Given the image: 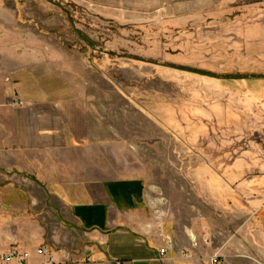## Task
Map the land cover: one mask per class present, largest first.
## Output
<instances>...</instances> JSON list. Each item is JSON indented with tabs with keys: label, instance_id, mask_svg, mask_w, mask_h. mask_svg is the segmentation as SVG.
<instances>
[{
	"label": "crops",
	"instance_id": "1",
	"mask_svg": "<svg viewBox=\"0 0 264 264\" xmlns=\"http://www.w3.org/2000/svg\"><path fill=\"white\" fill-rule=\"evenodd\" d=\"M46 8L0 0V252L13 245L29 251L26 264H50V254L57 264H206L215 253L236 254L235 236L221 233L217 223L208 239L213 222L207 218L200 231L160 220L141 177L113 176L112 167L139 165L149 150L145 142L153 140L148 132L163 128L125 102L98 65L84 61L108 51L86 56L61 42L53 47L47 16L34 12ZM245 155L213 168L207 184L217 195L230 188L245 197L216 209L233 208L248 224L264 208V161ZM168 242L173 247L160 255Z\"/></svg>",
	"mask_w": 264,
	"mask_h": 264
},
{
	"label": "rangeland",
	"instance_id": "2",
	"mask_svg": "<svg viewBox=\"0 0 264 264\" xmlns=\"http://www.w3.org/2000/svg\"><path fill=\"white\" fill-rule=\"evenodd\" d=\"M164 1L33 4L47 6L34 12L47 16L53 47L61 42V48H78L86 56L108 51L92 52L84 61L98 65L127 96L125 102L163 128L147 131L153 140L145 142L149 150L139 165L112 167L113 176L125 171L127 177H141L148 207L160 220L176 219L181 227L200 231L207 218L213 222L208 239L217 224L221 233L233 234L236 254L215 253L205 257L206 264H264V208L246 224L239 211L216 209V203L238 206L246 198L230 188L217 195L207 184L220 163L245 154L264 161V0ZM120 16L124 21L109 18ZM74 61L79 65L82 58ZM221 213L225 219H217Z\"/></svg>",
	"mask_w": 264,
	"mask_h": 264
},
{
	"label": "built area",
	"instance_id": "3",
	"mask_svg": "<svg viewBox=\"0 0 264 264\" xmlns=\"http://www.w3.org/2000/svg\"><path fill=\"white\" fill-rule=\"evenodd\" d=\"M16 105H22V103L19 101L18 103H16ZM166 245H167L166 247H163L159 250L160 255H164L167 250L173 247L172 242L171 243L169 242ZM36 252L37 254H43V255L47 254L45 248H38ZM30 256L31 253L29 251L26 250L22 251L18 246L13 245L9 248L7 252H0V264H26ZM49 257H50L49 260L50 264H57L53 262L51 254L49 255Z\"/></svg>",
	"mask_w": 264,
	"mask_h": 264
}]
</instances>
